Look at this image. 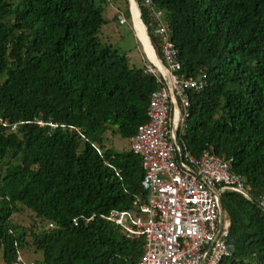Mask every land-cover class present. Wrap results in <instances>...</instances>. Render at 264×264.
Masks as SVG:
<instances>
[{
	"label": "trees",
	"instance_id": "16d2710c",
	"mask_svg": "<svg viewBox=\"0 0 264 264\" xmlns=\"http://www.w3.org/2000/svg\"><path fill=\"white\" fill-rule=\"evenodd\" d=\"M122 3L120 15L130 21L128 0ZM134 3L162 61L149 7ZM106 5L0 0V119L16 123L14 131L0 123L5 264L24 245L41 252V264H133L141 255L142 238L125 237L105 219L111 209L136 211L146 200L139 156L129 145L116 151L102 140H128L147 120L148 97L159 84L145 64L130 66L124 53L98 40ZM151 5L161 11L178 73L206 80L201 90H187L188 115L177 137L194 157L208 147L231 156L230 169L249 187L248 199L219 194L230 253L219 264H264V214L255 203L264 193V0ZM17 204L41 222L38 231L33 222L20 231L10 225Z\"/></svg>",
	"mask_w": 264,
	"mask_h": 264
},
{
	"label": "built area",
	"instance_id": "2783aa9c",
	"mask_svg": "<svg viewBox=\"0 0 264 264\" xmlns=\"http://www.w3.org/2000/svg\"><path fill=\"white\" fill-rule=\"evenodd\" d=\"M144 1L162 56V61L157 58L159 66L150 61L145 65L144 71L159 85L149 94L147 120L128 138L129 149L140 159L146 200L137 204L136 211L111 209L105 219L125 237L142 238L141 255L133 264H219L230 255L225 243L228 220L219 210V194L229 190L248 199L249 187L230 169L231 156L215 154L208 147L194 157L177 137L176 130L188 115L187 90H201L206 80L200 73L196 77L178 73L180 63L161 11L152 7L151 0ZM117 20L125 22L120 14ZM0 123L15 130L16 123L1 119ZM255 203L264 214V193L256 196ZM71 222L75 225L76 218ZM8 264L41 262H24L17 250Z\"/></svg>",
	"mask_w": 264,
	"mask_h": 264
},
{
	"label": "rangeland",
	"instance_id": "374dc122",
	"mask_svg": "<svg viewBox=\"0 0 264 264\" xmlns=\"http://www.w3.org/2000/svg\"><path fill=\"white\" fill-rule=\"evenodd\" d=\"M122 8V0H108V5H106L103 11L105 23L99 28L97 33L98 40L101 43L111 44L119 52L124 53L128 58V64L130 66L137 67L142 64L147 65V61H150L149 58H152V49L148 51L147 43L141 32L142 25L137 18L135 7L132 5L131 8L133 22L131 21V17L130 21L126 20L123 24H117L115 21L111 20L113 16L117 18L114 14H120ZM102 143L106 147L113 148L116 151L122 150L129 145L127 139H122L117 134L109 139L103 137ZM9 221L11 226L17 228V231H20L22 228H28L31 222H33L35 231H38L40 227H42L40 224L41 222L33 216V213L19 204L16 205V209L10 216ZM25 232V238L29 242L30 237L28 231L26 230ZM18 252L24 262H40L42 258L41 252L39 250H34L30 245H24L18 249Z\"/></svg>",
	"mask_w": 264,
	"mask_h": 264
},
{
	"label": "water",
	"instance_id": "95a60500",
	"mask_svg": "<svg viewBox=\"0 0 264 264\" xmlns=\"http://www.w3.org/2000/svg\"><path fill=\"white\" fill-rule=\"evenodd\" d=\"M132 5L135 7V9H136V11H138L137 10V8H136V5H135V3H134V0H128V10H129V13H130V17H131V19H132V10H131V8H132ZM140 22H141V20H140ZM142 23V22H141ZM144 26V25H143ZM144 30H145V28H144ZM145 32V31H144ZM145 35H146V33H145ZM146 37H147V35H146ZM147 39H148V37H147ZM152 55L154 56L155 54H154V52H153V50H152ZM157 58V57H156ZM149 61V60H148ZM219 210L221 211V206H220V204H219Z\"/></svg>",
	"mask_w": 264,
	"mask_h": 264
},
{
	"label": "bare ground",
	"instance_id": "6f19581e",
	"mask_svg": "<svg viewBox=\"0 0 264 264\" xmlns=\"http://www.w3.org/2000/svg\"><path fill=\"white\" fill-rule=\"evenodd\" d=\"M132 16H133V14H132ZM139 19V18H138ZM145 31V30H144ZM142 32V31H141ZM143 33V32H142ZM144 35V34H143ZM146 35H144V40H145V42L147 43V37H145ZM147 39V40H146ZM149 43V42H148ZM150 45V44H149ZM150 50V48L148 47V51ZM153 54V53H152ZM149 58V57H148ZM150 59V61L152 62V63H154V64H156V65H158L159 66V64H158V60H157V58H156V56L154 55H152V59L151 58H149Z\"/></svg>",
	"mask_w": 264,
	"mask_h": 264
},
{
	"label": "crops",
	"instance_id": "0c3cea01",
	"mask_svg": "<svg viewBox=\"0 0 264 264\" xmlns=\"http://www.w3.org/2000/svg\"><path fill=\"white\" fill-rule=\"evenodd\" d=\"M137 18H138V15H137ZM140 21V20H139ZM141 28H142V26H141ZM142 30V29H141ZM141 42V41H140ZM149 47V44L147 43V48ZM150 48V47H149ZM151 49V48H150Z\"/></svg>",
	"mask_w": 264,
	"mask_h": 264
}]
</instances>
